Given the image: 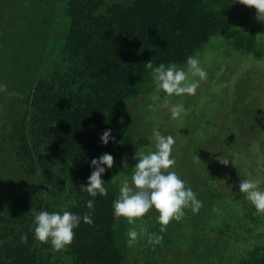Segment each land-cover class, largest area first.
<instances>
[{
    "label": "rangeland",
    "instance_id": "1",
    "mask_svg": "<svg viewBox=\"0 0 264 264\" xmlns=\"http://www.w3.org/2000/svg\"><path fill=\"white\" fill-rule=\"evenodd\" d=\"M237 4L243 27L264 44V21L257 18V10L239 0ZM68 9L67 0H0L1 224L20 188L28 184L36 193H45L51 212L68 203L64 184L44 175L43 163L51 171V159L34 144L28 125L40 80L65 57ZM197 58L207 78L194 95L168 97L157 90L151 74L141 95L125 105L122 118L134 120L150 135L144 149L154 150L153 128L175 138V165L168 171H175L197 193L202 207L196 213L184 209L182 219L171 220L163 232L156 209L135 218L116 235L125 264L140 262L144 255L155 264H237L255 245L264 244V213L239 193L244 178L261 179L264 189V57L228 49L222 37H213ZM165 100L183 104L188 114L172 119ZM219 159H230L229 164ZM123 179L115 177L118 189ZM130 228H147L148 233L129 246ZM151 233L162 236V242L149 244Z\"/></svg>",
    "mask_w": 264,
    "mask_h": 264
},
{
    "label": "trees",
    "instance_id": "2",
    "mask_svg": "<svg viewBox=\"0 0 264 264\" xmlns=\"http://www.w3.org/2000/svg\"><path fill=\"white\" fill-rule=\"evenodd\" d=\"M237 1L67 0L65 57L40 80L28 125L34 144L51 159V171L43 163L44 175L61 181L68 196L66 206L56 211L87 214L93 223L81 221L64 251H55L50 241H37L30 231L31 210L51 211L45 193L25 185L0 223V264H125L116 235L129 223L113 215V201L119 196L115 177H131L136 162L132 156L148 146L151 137L134 120L122 118L124 107L141 95L151 76L147 62L186 67L187 57H197L213 37H222L228 49L264 57V44L243 27ZM107 129L115 142L110 139L104 145L100 135ZM106 152L114 157L113 167L102 174L107 193L92 197L80 188L92 171L91 158ZM52 166L59 169L55 172ZM89 200L94 201L91 209ZM134 264L155 261L144 255ZM237 264H264V244L255 245Z\"/></svg>",
    "mask_w": 264,
    "mask_h": 264
},
{
    "label": "clouds",
    "instance_id": "3",
    "mask_svg": "<svg viewBox=\"0 0 264 264\" xmlns=\"http://www.w3.org/2000/svg\"><path fill=\"white\" fill-rule=\"evenodd\" d=\"M240 3L253 6L257 10V18L264 21V0H239ZM146 68L152 70V77L158 91L166 96L194 95L199 82L207 78L206 71L200 66L196 56L190 55L186 59V67H177L176 64L165 66L161 63L154 66L151 61ZM199 79H189V77ZM168 108L171 118L180 119L188 114L183 104L169 105L165 100L163 105ZM154 150H135L132 159L135 160L130 180L125 177L119 189V196L113 201V215L116 218L125 217L129 224L135 223V218L143 217L150 209L159 213L157 222L163 232L171 220L180 221L185 215L184 209L191 208L193 213L199 211L202 202L197 198L190 186L175 172L168 171L175 165L172 155L175 138L172 135H163L158 128H153ZM110 139L115 142L112 130L107 129L100 135L102 144L107 145ZM230 159L219 161L228 165ZM114 157L110 153H103L99 157L91 158L89 167L92 168L87 183L81 185V190L87 191L90 196L106 195L102 174L113 167ZM261 179L244 178L239 182V193L255 207L257 212L264 213V189L260 187ZM94 201L89 200L87 207L93 208ZM32 211L33 222L30 231L34 238L41 243L50 241L55 251H64L71 245L75 232L81 221L92 224L90 215H78L71 211L47 210ZM148 233L147 228H130L127 233V244L132 246L138 239ZM163 237L148 234V243L158 245ZM22 242H27V236H21Z\"/></svg>",
    "mask_w": 264,
    "mask_h": 264
}]
</instances>
